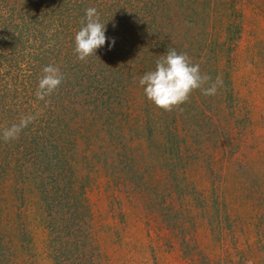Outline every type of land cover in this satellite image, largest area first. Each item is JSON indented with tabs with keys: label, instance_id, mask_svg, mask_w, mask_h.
<instances>
[{
	"label": "rangeland",
	"instance_id": "rangeland-1",
	"mask_svg": "<svg viewBox=\"0 0 264 264\" xmlns=\"http://www.w3.org/2000/svg\"><path fill=\"white\" fill-rule=\"evenodd\" d=\"M7 1L0 0V23H6ZM63 1H25L22 9L29 17L41 10L58 16L50 24L26 20L30 28L15 41L22 51L19 64L1 70V78L29 87L24 116L36 117L29 126L37 133L46 127L49 109L62 101L59 93L72 86V96L80 101L76 106L92 105L93 97L80 98L91 91L110 101L117 114L101 129L98 116L89 113L83 136L73 123L80 108L72 110L65 137L78 138L84 152L75 161L83 169L60 194L48 193L46 199L35 192L36 184L44 191L46 174L36 179L0 167V264H264V0H106V5L90 0L88 8H97L108 39L85 63L74 51V36L87 8L78 3L75 17L67 19ZM157 9L192 21L179 29L183 36L169 49L187 53L202 74L223 81L214 96L193 91L184 108H175L182 118L147 101L139 78L153 67L131 62L135 52L156 60L166 54L163 25L169 26V16ZM7 39L1 35L0 43ZM101 55L110 63L119 56V67L130 71L134 65L139 73L114 81L95 66ZM106 58L100 61L104 65ZM38 61L59 67L64 76L44 100L31 89ZM83 78L88 87L82 90ZM4 116L2 129L11 126ZM134 119L131 140L115 129ZM163 128L166 136L171 132V150L163 147ZM26 133L29 145L36 134ZM0 141L6 148L11 143L2 135ZM182 141L185 146L178 149ZM158 142L162 146L154 148ZM38 161L28 173L45 168ZM62 166L56 177L67 186L72 167ZM11 171L15 178H9ZM71 204L79 206L77 217L70 214Z\"/></svg>",
	"mask_w": 264,
	"mask_h": 264
},
{
	"label": "trees",
	"instance_id": "trees-1",
	"mask_svg": "<svg viewBox=\"0 0 264 264\" xmlns=\"http://www.w3.org/2000/svg\"><path fill=\"white\" fill-rule=\"evenodd\" d=\"M25 1L26 0H8L7 1L8 2V7H7L8 15H7V17L4 18L6 20V23H0V28H1L0 37H1V35H2V38H6V35L8 36V39L5 41L6 43H3V42L0 43V73H1V70L5 69V68H11L12 65H18L19 64L18 58H19L20 54L22 53V51H20V49L16 47L15 41H17L20 38V36L23 35L24 31H26L27 28H30V27H28V24H30V22L26 23V20H28L30 17H32L38 23L41 22V23L50 24L55 20L56 16H58L57 14L54 13L53 10H44V11L41 10L39 13H37L35 15H31L29 17L28 15H26V9H22V6L25 4ZM64 1H63V3H65L64 5L67 6V9H66V11L68 12L66 14L67 19H73L75 17L76 6L78 3H83L82 6L84 8H88V5L91 4L90 0H64ZM150 1L151 0H149V3H150ZM9 3H10V5H9ZM103 4L106 5V0H104ZM64 5H62V6H64ZM38 6H42V1L40 3H38ZM46 9H47V7H46ZM18 11H21L22 14L17 13ZM153 11H154V9H153ZM159 11H160V9H157V12H159ZM160 13L163 15L167 14L169 16V18H167V22L169 23V26L163 25L164 31H165L164 32V37H165L164 45H165V47H168V49H169L171 45L176 44V42L180 39V36L181 37L183 36L182 32L179 31V29L182 28L183 25H187L188 23H192V21L188 22V23L185 21V23H184L181 20V16L177 12L167 13V11L166 12L160 11ZM154 16L156 17V15H154ZM63 19H64V16H63ZM194 25H196V23ZM168 49H167V51H168ZM106 53H107V51H106ZM118 54H119V50H118ZM42 55H44V54H41V57H42ZM104 55H101L99 57L98 62H95V66H97V68L100 69L101 73H104V75L112 76V77L116 78V80H114V81H117V82H120V80L123 81L124 77L135 79L136 75L139 73V68L134 66V65H129V66H132L130 71L126 70L127 65L125 67H119V65H118L119 64L118 61L120 60L119 56L111 57L112 59H114L115 62L116 61L117 62L116 63H110L109 60L107 61V58H106V56L104 57ZM111 56H112V54H111ZM107 57H108V55H107ZM104 58H106V61H107L105 63L106 65L103 64L105 61L103 63L100 62ZM156 61L157 60L155 58H153V56L150 54L147 57H145V59H143V58H139L137 53L135 52L131 62L137 63L138 66H141V63L143 62L142 66L140 67L141 69H144L143 67L145 66V63H147L146 66L150 65L151 67H153L151 70H153V69H155ZM85 62H87V61L85 60L84 63ZM91 63L94 64L93 61H90V63H88V65H87V67L90 68V71L92 69H94L92 66L93 64H91ZM101 63L103 65V68L98 66V64L100 65ZM33 66L36 68V69H34V71H32L35 74L34 75L35 76L34 77L35 82H34L33 88H31V89L32 90L35 89L37 91L39 78L43 75V72H42L43 65H42V63H40L38 61V64H36V65L33 64ZM133 67H136V68L133 70ZM84 73H85L84 75L87 78L89 75H92V73H90V72L89 73L84 72ZM96 73H98L97 70H96ZM1 77L2 76L0 74V112L2 113L0 115V119L4 118L5 117L4 115H8L9 117H7V119L10 121V124L12 125L14 123H18L20 121V119L22 117H24V114L28 109V108H26V101L29 98L28 94H30V91H29V87L27 85H25V82L22 83L21 87H19V84H17V83H15V85L11 86L7 79H2ZM1 82L3 84H1ZM82 83L84 85L82 90L85 89L86 87H88V84L85 83L84 78L82 79ZM109 83H111V82H109ZM130 83H132V80ZM80 86L81 85H79V87ZM69 87H71L70 84L66 88H69ZM114 88L116 89V86H114ZM35 90H34V92H35ZM72 90H73V86L69 90L62 89V91L59 93V97L62 100V101H60V99H59V101L61 103H58L59 102L58 101L49 109L50 112L48 115V119L47 118L45 119L46 127L41 128L38 133L36 130L30 129V126L28 124V126L25 129H23V131L19 134V137L17 139L10 140L11 143L7 146V148L5 146L6 143L3 144L0 141V147L5 146V148L0 149V167L6 166V167H8V170H9V168H12V170H14V171H16V169H17L20 172H22V174L26 173L28 175L32 174V175L36 176V179H38V178L40 179V177L43 178V176H45L43 174H46V176H48V178H46L45 183H44L45 184L44 188H43L44 191L43 190L41 191V189H37V187L39 185L36 184L34 186L35 192H38V194H40V192H43L42 197H45L46 199H48V193L51 195H53L52 193L60 194L61 190L69 189V187L72 186V184L77 179H79V177H80L79 173L83 169V167L81 166L82 163L75 161L76 159H78L81 156L82 152H84L78 146L79 145L78 144V138H73V140H69V138L65 137V135L67 134L66 133L67 129L69 127L68 119L71 118L70 113L74 114L72 110H76V108H80V111L77 110L79 113V116L77 117V119H74L73 123L77 126H80L83 129V133H81L83 136H84L85 132H87V130H88L87 129L89 126L88 121L90 120L89 113H91V116H95V115L98 116V119L100 120L99 126L101 129L104 128V126H103L104 124H106V126L109 125L110 120L113 117V114H117V112L114 111L112 103L110 101L109 102L107 100L101 101L102 99L99 100L98 98L95 97L96 94L94 92H91V91H87L86 93L81 95L80 98L82 100H84L88 96L93 97V100L91 102L92 105H89L88 107H84V108L79 107L77 105L78 106L77 107L76 104L79 103L80 101L77 98L74 99V97L72 96ZM64 97H68L66 101L64 100ZM147 101H149V100H147ZM184 107H185V103L180 105L179 109L184 108ZM174 110H175V108L172 110V113L174 116L173 118L176 119L175 114H177L179 116V118H182V115H180V113H177L176 110L175 111ZM61 116H64L65 119L61 118ZM62 120L66 121V122L61 124ZM125 120L121 126H120V124H118L115 129L119 132H123L122 133L123 135L125 132H127V134L130 136V140H131V138L134 137L132 135L131 131L133 130V128H135L134 126L137 123L135 124V119H134L133 123H131L130 121L126 123ZM3 123H4V121H3ZM28 130H31L32 132H34L36 134L35 135L36 137L32 138V140L30 141L31 144L29 143V145H26L25 140L27 138L29 140V138H30V134H29V137H27L28 133H26V132H28ZM2 131H3L2 125H0V133ZM79 133H80V131H79ZM170 135H171V132H169V135L166 136L165 132H164V128L162 129L161 136L163 138H161V141L163 142L162 143L163 147L169 148L171 150L173 147V143H171V141H170V138H171ZM83 136H81V138H84ZM109 138H112V137H109ZM0 139H1V135H0ZM145 139L148 140L146 137H145ZM17 141H19V143ZM85 142L86 141H84V143ZM182 142L183 143H179L178 149L185 146V142L184 141H182ZM14 143H16V144H14ZM124 143H127V142H124ZM68 144L72 145V147H69ZM85 144H89V143H85ZM65 145L68 147V149L62 150V148ZM31 146H34L33 147L34 151L28 150V148ZM152 146L154 148H156V147H160L162 145L158 142V143H152ZM147 147L150 148L149 142H147ZM58 148H60V150L57 151ZM51 150H53L54 152ZM73 150H75L74 151L75 153H72ZM33 152H37V153H33ZM18 154H21L24 157L17 159L16 156ZM83 154H84L83 155L84 161H86L85 160L86 155H85V153H83ZM39 156H41V159L38 158ZM29 158H31V159H29ZM99 159H100V156H99ZM99 159L97 161L98 163H100ZM111 160L113 161L114 157H112ZM13 161H16L17 164H13ZM37 161L39 162V164L41 166L43 165V167H45V168L42 169L39 166V167L34 169V173H28L29 167L30 166L34 167L36 165ZM149 161H151V157H150ZM65 162H66V164H63ZM21 163H23V164H21ZM84 164L85 163H83V165ZM61 165L68 166V168L70 166L72 167V169L69 168L70 170H72V173H71V176L69 179L70 183L67 186H65L66 185L65 183L67 181H64V182L57 181L58 177H56V176H58V174H60V173L58 171L55 172V170L57 169L58 166H61ZM64 166H62L61 169H63ZM6 169L7 168H5L4 172L7 171ZM13 176L14 175L12 174V171H11V173L9 174V178L10 179L15 178ZM28 178H30V177L28 176ZM86 178H88V177H83L82 179H86ZM71 190L74 192L73 187L71 188ZM71 205H72V212L70 214H72L73 216H76V211H77L79 206H76L74 204H71Z\"/></svg>",
	"mask_w": 264,
	"mask_h": 264
},
{
	"label": "clouds",
	"instance_id": "clouds-1",
	"mask_svg": "<svg viewBox=\"0 0 264 264\" xmlns=\"http://www.w3.org/2000/svg\"><path fill=\"white\" fill-rule=\"evenodd\" d=\"M105 32V23L101 22L97 8H87L81 27L74 36V51L80 61H85L105 45L108 39ZM114 44L113 39L111 45ZM42 72L36 92L39 100L50 96L64 80L59 67L53 64L44 66ZM222 84L220 77L212 81L209 75L201 73L199 64L192 63L187 53H178L175 48L168 49L156 61L155 69L139 78V85L143 87L146 98L164 111H172L186 103L193 91L198 89L204 96H214ZM35 118L34 115L24 116L18 123L5 127L0 135L5 142L17 139Z\"/></svg>",
	"mask_w": 264,
	"mask_h": 264
}]
</instances>
